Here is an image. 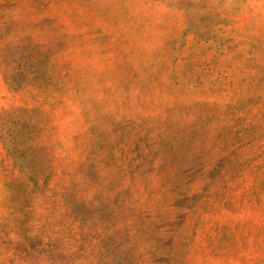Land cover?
Masks as SVG:
<instances>
[{
	"label": "rangeland",
	"instance_id": "obj_1",
	"mask_svg": "<svg viewBox=\"0 0 264 264\" xmlns=\"http://www.w3.org/2000/svg\"><path fill=\"white\" fill-rule=\"evenodd\" d=\"M0 264H264V0H0Z\"/></svg>",
	"mask_w": 264,
	"mask_h": 264
}]
</instances>
